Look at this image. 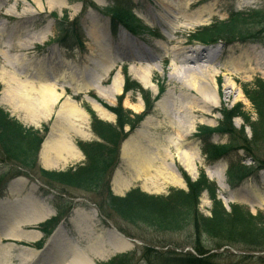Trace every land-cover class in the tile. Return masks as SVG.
I'll return each mask as SVG.
<instances>
[{
    "label": "rangeland",
    "instance_id": "374dc122",
    "mask_svg": "<svg viewBox=\"0 0 264 264\" xmlns=\"http://www.w3.org/2000/svg\"><path fill=\"white\" fill-rule=\"evenodd\" d=\"M170 1L178 8L176 14L178 17L171 20V22L158 19V15L165 13V11L163 6L160 5L162 1L157 0H103V3L90 0L87 4L83 0H0V73L5 77L0 78L2 87L0 96L5 88L6 80L10 79V87L14 88V93H12L14 95L17 90L16 86L21 85L20 82H33L34 80L37 82V80L44 78L55 82L58 87H64L66 95H70L72 99L75 98L74 101L84 110L85 106L94 110L90 100L93 98L98 103L102 102L108 107H115L120 102L125 113L133 114L134 111L125 103L127 96L132 95V99L129 101L131 103L142 100L141 96H143L152 108L145 118L154 117L157 120H164L165 117L157 108L156 101L162 97L164 90L170 87L164 85L159 88L156 82L153 87L144 86L128 70L131 64L134 62L135 64L148 62L149 65H153L154 70L159 74L164 73L167 75L168 72L159 67L160 59L158 58L164 54L159 47L162 46L165 39L172 37L181 41L186 40L191 45L217 50L219 57L212 67L217 72V82L219 88H221L220 102L213 109V113L206 114L198 110L192 114L196 121L192 129L193 133L181 143L187 148L196 147L198 153H200L203 166L199 164L196 171L197 175L200 170H205L204 167L211 170L223 168L228 190L218 186L214 178H209L210 182L216 184L215 193L221 200L222 206L224 205L226 209H229L231 204L238 203L247 207L252 214H255L258 210L264 209V168H257L258 170L254 171L253 175L243 176L239 181L228 184L226 182L228 177L225 173L229 165L228 159L223 157L215 161H208L205 154L201 153V142H199L195 133L201 124L207 126L217 125L222 118L220 110L223 108L229 109L239 102L251 119L256 120L255 110L243 95L240 86L244 83H251L259 77L264 79V24L255 22L246 24L244 28L248 37L245 39L236 38L232 41L226 39L201 43L198 40H192L188 34L199 26L211 23L214 19L225 20L229 16V12L246 13L249 10H264V0ZM190 2L192 5L188 4ZM74 5H79V10L73 9ZM110 10H115L118 13L127 12L131 16L134 14L135 18L132 19L136 31L126 27L123 22H120L119 17L108 12ZM199 11H201V14H198ZM129 18L131 17L129 16ZM198 19H200V22L196 21ZM96 21L103 22L107 29H111V32L106 35V38L112 41L114 47V51L112 50L114 53L111 56L114 59L116 58L114 56L118 54V59L115 60L116 62L109 71L105 69L108 61L101 58V56L98 57V52L94 47L95 44L89 34ZM67 27L71 28L72 32L66 36V41L69 43L63 46L58 40L66 35L65 30ZM177 30L180 33L174 35ZM76 33L79 41H75ZM42 35L45 36L39 43L37 37ZM122 37L127 39L128 42L130 40V42L135 43V47L120 50V46L122 48L120 38ZM167 47L171 48L170 45H167ZM241 52L246 55L245 59L248 61H245L239 55ZM227 69L233 72V75L226 74ZM117 71L122 72L123 86L126 84L125 78L127 77L130 82L135 81L141 91L129 90L123 92L122 88L121 94L115 95L113 103L109 106L101 96L96 94L95 86L99 83L98 79L101 78L104 81L100 86L103 90H106L110 85L112 75ZM11 76L17 77V80L11 79ZM225 85L229 86L227 88L223 87V93L222 86ZM34 86L38 87V84L35 83ZM20 90L22 89L20 88ZM158 90L161 92L159 93ZM228 93L231 96L227 98ZM177 94L178 92L175 93V95ZM178 99H181V96ZM11 100L12 102L1 101L0 108L6 109L11 116L19 119L25 126H33L39 128L42 132L44 131V142L48 140L52 130L51 125L64 98L58 100L53 105L54 107L47 118L40 119L37 124L27 118L19 102L15 99ZM17 106L20 107L16 108ZM94 112L97 115L95 110ZM87 115L85 135H79L71 129L66 131V138L74 146H76V141L80 139L85 141L100 140L89 126L91 115L88 113ZM97 116L100 118L99 115ZM135 118L136 116L131 115L132 120ZM100 119L111 127L115 126V114L111 121ZM232 120L236 128L243 124V120L239 117H234ZM44 126L47 128L46 131L43 128ZM127 128V125L124 126L122 131L116 128L119 136L117 139L119 146L118 160L114 163L108 178L109 188L113 195L123 196L127 191L136 187L155 196L166 195L171 187L186 188L183 172L191 178L196 177V174H188L184 170V167L176 158L174 147L168 144L167 141L152 144L144 143L142 146H134L133 152L146 153L152 157V168L147 173L151 176L150 180L153 183L151 184L148 181L146 188L144 186L145 176L135 175L133 167L122 157V145L125 142L124 137ZM244 130L249 137L251 135L249 127L245 126ZM210 141L220 144L226 142V136L212 133ZM53 154L51 151V155ZM237 155L234 156V159L241 158V164L243 163L248 167L254 164L253 161L244 157L243 151H239ZM83 161L84 156L81 152L80 160L60 163L56 167L47 170L70 169L82 164ZM158 165H161L160 169L163 168L166 171L158 173L155 170ZM41 166L40 152L36 162L28 168L8 159L6 161L0 156V264H58L62 262V259H59L62 254L68 256L63 259L66 260L72 258L74 252L83 253L84 256L97 264L118 253L128 251L136 252L137 259L133 260V264H149L139 258L140 251L144 247L166 251L165 254L167 255H171L173 252L196 253L193 247L195 244L193 228L185 227L180 231L170 232L159 231L140 221L138 223L125 221L107 205L105 186L97 188V191H90L49 182L39 176L38 168ZM170 168L180 175L183 184L177 186L167 182ZM117 173L120 174V177L129 181V184L122 191L117 189L115 183ZM200 196L199 210L204 215H209L211 200L207 191H203ZM56 205L60 207L61 215L57 213ZM46 212L51 213L48 218L41 219L37 223H22L23 229H17L18 234L30 238L35 233L34 229L38 230L42 227V231L46 233H41L38 239L31 242L25 237L17 240L3 236L4 232L9 229L12 218L18 216L19 219L31 220ZM78 224L82 227L81 231L77 229ZM114 232H119L127 238L131 242L130 246L115 251L113 249ZM91 238L93 240L96 238L103 240V243H105L104 248H108L104 256L96 257L91 253L89 250V243L92 242ZM201 238L202 245L209 249L206 254L214 255L216 264H261L260 259L264 257L263 250H254L252 247L219 246L216 240L205 234ZM32 246L38 249V252H35L34 258L26 261L24 260L25 251H28L27 249Z\"/></svg>",
    "mask_w": 264,
    "mask_h": 264
},
{
    "label": "trees",
    "instance_id": "16d2710c",
    "mask_svg": "<svg viewBox=\"0 0 264 264\" xmlns=\"http://www.w3.org/2000/svg\"><path fill=\"white\" fill-rule=\"evenodd\" d=\"M85 4L90 0H83ZM110 14L124 20L126 27L136 31L134 22L129 20V14L117 11H109ZM118 13V14H117ZM225 20L214 19L211 23L198 27L191 34L192 38L202 43L215 42V40L232 41L236 38L245 39L246 24H264V10H249L244 12H229ZM131 19V18H130ZM66 35L59 39L62 45H67V34L72 32L66 28ZM75 41H79L76 33ZM125 91L139 89L134 81L130 82L125 78ZM245 98L249 100L255 110V118L251 119L244 111L243 105L239 102L229 109L223 108L222 118L216 126L199 125L196 137L201 142V153L205 154L208 161H215L220 158H227L229 165L226 169L227 182L232 184L239 181L243 176L253 175L257 168H264V79L256 78L253 82L244 83L241 86ZM1 89V87H0ZM147 106L148 102L143 97ZM115 107L107 108L116 114L115 126L106 124L100 120L94 111L85 106L91 115L90 126L100 140L91 141L78 140L77 146L84 154L85 161L82 165L74 168L54 171L44 170L39 167V176L46 181L77 187L84 190L97 191V188L105 186V200L107 205L125 221L144 223L156 230L180 231L182 228H193L195 239L194 250L191 252H173L171 255L163 251H157L152 247H144L140 251L139 258L149 264H216L214 255H207L209 249L201 243L203 234L217 241L219 246L252 247L254 250L264 251V209L252 214L249 209L238 203H233L229 210H226L215 193L216 185L207 179L202 171L199 177L192 180L190 176L184 175L187 189L171 187L166 195H152L134 188L126 192L124 196L113 195L109 188V175L118 160L119 146L117 144L118 130H123L125 124L133 126V122L139 119H131V114L123 111L122 103ZM105 105V104H104ZM239 117L243 124L239 128L233 125V118ZM248 126L251 135L248 137L244 127ZM47 128L44 127L46 131ZM212 133L226 136V142L216 144L210 141ZM43 134L39 129L25 127L9 113L0 108V156L19 163L25 168L31 167L37 159L38 148L42 142ZM239 151H243L244 157L253 161L252 166L241 164V158L234 159ZM238 156V155H237ZM207 191L211 200L209 215L200 212L198 204L200 195ZM57 206V205H56ZM58 210L60 207L57 206ZM136 252L128 251L100 261L98 264H133ZM260 263L264 264V257Z\"/></svg>",
    "mask_w": 264,
    "mask_h": 264
},
{
    "label": "bare ground",
    "instance_id": "6f19581e",
    "mask_svg": "<svg viewBox=\"0 0 264 264\" xmlns=\"http://www.w3.org/2000/svg\"><path fill=\"white\" fill-rule=\"evenodd\" d=\"M97 1L99 3H103V0ZM157 1H162L160 5L163 6L165 11V13H160L158 15L159 18L157 16L158 19L169 22L173 19H177L178 16L176 14L178 8H176L171 1ZM188 4L192 5L191 2ZM72 8L79 10V5H74ZM167 10H169V12H167ZM198 14H201V11H199ZM196 21L200 22V19ZM109 32L110 31L106 28V25L100 21H96L93 28L89 31L90 37L95 44V50L98 52V57L101 56V58L108 61V65L105 68L107 71H109V69L114 65L116 62L115 60L118 59V54L117 56H114L116 57L114 59L111 56L114 53L112 52L114 47L112 45V41L106 38V35ZM178 33H180L179 30H177L174 35ZM44 36L45 35L37 37L39 43L43 40ZM120 45H122V48L120 46L121 50L124 48L132 49L136 44L130 42V40L128 42L127 39L122 37L120 38ZM167 45H170L171 48H168ZM159 49L161 52H164V54L158 58L160 59L159 67L162 70L167 71V75L164 73L159 74L156 70H154L153 65H149L150 63L148 62H141L138 64H135L134 62L128 69L134 77L146 87H153L155 82L158 84L159 88H162L164 85L170 87L165 89L162 97L156 101L157 108L165 117L164 120H157L154 119V117L145 118L140 123L141 127H138L134 132H132L133 134H130V136L124 137L125 142L122 145L123 159L131 167H133L135 175L145 176L144 186L146 188L148 181H150L151 184L153 183L150 180L151 176L147 173V171L152 168L151 163L153 160L152 157L146 153H134V146H142L144 143L152 144L155 142L167 141L168 144H171V146L174 147L176 158L179 163L184 167L188 174L190 173L194 175L199 164L203 166L201 163V155L198 153L196 147L191 146L187 148L183 146V143L181 142L186 140L187 137L193 133L192 129L196 121L192 117V114L196 113L198 110L206 114L213 113V109L220 102L219 95L221 88H219V84L217 82V72L212 67L213 63L219 57L217 50L214 51L208 47L202 48L196 45H191L188 41L177 40L175 37L165 39ZM103 51H105V53H103ZM239 55L245 61H248L245 59L246 55H244L243 52ZM240 56L239 58L241 59ZM241 68L243 69V67ZM227 73L233 75V72L228 69L226 70V74ZM0 78L3 79L5 77H3L0 73ZM13 78L14 80H17V77L11 76V79ZM103 81L104 80H101V78L98 79L99 83L95 86L96 94L101 96L105 100V103L111 106L115 95L121 94V90L123 88L124 82L122 72L117 71L112 75L110 85L106 90H103L100 86ZM5 83V88L0 96V102L4 100L12 102L11 99H15V101L19 102L20 106L23 108L22 110L25 111L27 118L35 124H37L40 119L45 117L47 118L54 107L53 105L58 100L64 98L59 105L60 107L55 115L56 118L51 125L52 130L48 136V140L44 142L42 147V159L47 167H50V165L57 166L60 163H66L69 159L73 157L76 158L80 155V152L77 148H75L74 144L66 138V131L71 129L79 135H85V123L87 121L86 119H88V115L80 105H77L70 95H66L64 87H58L55 82L44 78L37 80V82L35 80L33 82L22 81L20 82V86L22 87L17 85V90L15 91L16 94L12 95V93H14V88L12 89L10 87V79L6 80ZM35 83L36 85L38 84V87L34 86ZM228 86H222L223 93V89ZM20 88L22 90H20ZM176 92H178L177 95H175ZM179 96H181V99H178ZM230 96V93H228L227 98ZM131 99L132 95H128L125 103L128 104V107L131 108L132 111L141 114L144 109L142 100L131 103L129 102ZM90 100L93 108L100 118L107 121H111L113 119L114 114L107 107L98 103V101L93 98ZM20 106H17L16 108H19ZM150 108L146 110L148 114L152 110V108ZM151 113L153 114V111ZM51 151L54 152L53 155H51ZM160 167L161 165H158L155 169L158 173L166 171L165 167V170H163V168L160 169ZM204 168L206 170V174H208L210 178H214L220 187H224V189L228 190V185L225 183L223 168H216L215 170H211L208 167ZM169 170L167 182L177 186L183 184L180 175L173 172L171 168ZM115 183L117 189L122 191L123 188L129 184V181L126 178L120 177V174L117 173L115 176ZM148 188L150 187L148 186ZM50 212H46L41 216L32 218L31 220L19 219L18 216L12 218L9 229L4 232L3 236L8 238L11 237L12 239L17 240L25 237L31 242L38 239L41 236V233L36 229H34L35 233L30 238L18 234L17 229H23L22 223H37L41 219L48 218V215L51 214ZM77 227L79 231L82 230V227L79 224ZM98 239L100 238H96L94 240L92 238L90 239L92 242L89 243V250L96 257H102L105 255V252L108 251V248H104L105 243H103L102 239ZM113 243V249L115 251L126 249L131 244V242H129V240L119 232H114ZM27 250L28 251H25L24 257V260L26 261L27 259L31 260L34 258L36 254L35 252H38V249H35L33 246ZM62 252L63 250L61 253ZM65 257L67 258L68 256L66 254H62L59 258L62 259V262L58 264H95L90 258L84 256L83 253L80 254L78 252H74L72 258L63 260Z\"/></svg>",
    "mask_w": 264,
    "mask_h": 264
},
{
    "label": "crops",
    "instance_id": "0c3cea01",
    "mask_svg": "<svg viewBox=\"0 0 264 264\" xmlns=\"http://www.w3.org/2000/svg\"><path fill=\"white\" fill-rule=\"evenodd\" d=\"M43 147V146H42ZM78 150V149H77ZM79 151V150H78ZM80 152V151H79ZM54 153V152H53ZM80 156H81V152H80V155H78V157H73V158H71V159H69L68 160V162H70L71 160H80ZM40 157H41V160H42V166H43V168H45V169H50V168H54V167H56V166H53V165H50V167H47L46 165H45V163H44V160L42 159V148L40 149Z\"/></svg>",
    "mask_w": 264,
    "mask_h": 264
}]
</instances>
